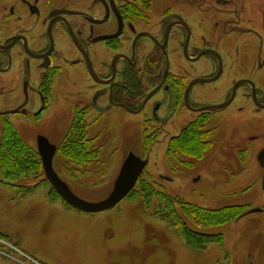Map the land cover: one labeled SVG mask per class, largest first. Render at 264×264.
<instances>
[{
  "label": "flooded vegetation",
  "instance_id": "flooded-vegetation-1",
  "mask_svg": "<svg viewBox=\"0 0 264 264\" xmlns=\"http://www.w3.org/2000/svg\"><path fill=\"white\" fill-rule=\"evenodd\" d=\"M30 100L36 120L59 104L72 112L61 143L74 129L89 162L70 173L95 170L105 146L96 127L115 115L136 119L143 156L126 160L146 164L131 191L151 145L165 144L158 170L200 168L207 128L236 121L222 140L223 170L238 180L254 158L264 194V0H0L2 125L14 127L8 116L26 114ZM39 143L60 178L61 143Z\"/></svg>",
  "mask_w": 264,
  "mask_h": 264
},
{
  "label": "rangeland",
  "instance_id": "rangeland-1",
  "mask_svg": "<svg viewBox=\"0 0 264 264\" xmlns=\"http://www.w3.org/2000/svg\"><path fill=\"white\" fill-rule=\"evenodd\" d=\"M37 105V101L30 100L27 115L8 116L33 153L40 148V138L58 146L72 119V112L59 104L36 120L31 113ZM111 120L106 126L96 127L105 146L98 163L92 164L94 171L70 173L73 164L61 153L53 162L67 189L88 205L100 204L113 192L129 152L143 156L142 133L136 119L115 115ZM2 123L0 119V140ZM235 125L233 121L225 130L207 128L212 131V139L206 164L200 168L158 170L165 160V144L151 145L146 154L147 167L134 192L99 212H83L65 205L46 179L42 156L41 172L28 180L8 184L0 175V264H264V211L250 212L264 204L256 160L249 159L246 174L238 180L230 178L222 167V140ZM87 127L91 136L93 128ZM254 181L249 191L240 192ZM143 186L148 193L160 190L207 212L234 207L242 210L232 221L209 227L197 225L179 213L194 233L212 237L205 249L193 250L171 220L162 218L163 205L155 197L148 203L135 197ZM213 236H219V242H214Z\"/></svg>",
  "mask_w": 264,
  "mask_h": 264
},
{
  "label": "trees",
  "instance_id": "trees-1",
  "mask_svg": "<svg viewBox=\"0 0 264 264\" xmlns=\"http://www.w3.org/2000/svg\"><path fill=\"white\" fill-rule=\"evenodd\" d=\"M2 127L3 129L0 140V175L2 180L5 183L13 184L21 179L28 180L37 172H41L42 163L37 152H31L24 145L15 128L11 124L7 123ZM74 132V129H72L69 136L61 143L59 152L73 165L89 162L82 153V150L78 149L77 145L79 142L73 140V137L77 134H74ZM52 190L57 195L54 189ZM134 190L135 189H133L127 196L132 194ZM25 191L28 193L30 190L26 189ZM146 191H149V189L147 188V190H144L143 186L141 192L135 193V197L144 199L145 203H148L151 197H155L156 200L163 205L162 218H167L169 221L171 220L172 226L179 230V233L185 239L186 244L193 250L205 249L204 246L211 243L209 240L212 237L194 233L187 227V225H185L184 221L181 220L179 213H183L185 217H190L191 221L197 225L209 227L213 225H224L226 222L232 221L242 210L241 207H234L235 209L229 208L207 212L194 205L185 203L179 197L170 196L160 190H152L150 193ZM201 214H203V216ZM206 219L208 220L206 221ZM216 236L213 237L215 240L214 242L217 243L219 242L220 235L218 237Z\"/></svg>",
  "mask_w": 264,
  "mask_h": 264
},
{
  "label": "water",
  "instance_id": "water-1",
  "mask_svg": "<svg viewBox=\"0 0 264 264\" xmlns=\"http://www.w3.org/2000/svg\"><path fill=\"white\" fill-rule=\"evenodd\" d=\"M43 170L46 179L51 183L57 194L69 206L83 212H99L107 210L124 198L133 188L138 176L141 174L146 162L140 161L134 157L128 158L120 172V175L115 181L113 192L109 197L98 205H88L78 199L67 189V186L58 178L51 168V158L44 159ZM251 212H258L253 210Z\"/></svg>",
  "mask_w": 264,
  "mask_h": 264
}]
</instances>
